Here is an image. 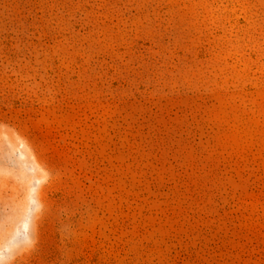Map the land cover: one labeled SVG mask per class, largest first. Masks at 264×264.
<instances>
[{"label":"rangeland","instance_id":"1","mask_svg":"<svg viewBox=\"0 0 264 264\" xmlns=\"http://www.w3.org/2000/svg\"><path fill=\"white\" fill-rule=\"evenodd\" d=\"M2 264H264V0H0Z\"/></svg>","mask_w":264,"mask_h":264},{"label":"snow or ice","instance_id":"2","mask_svg":"<svg viewBox=\"0 0 264 264\" xmlns=\"http://www.w3.org/2000/svg\"><path fill=\"white\" fill-rule=\"evenodd\" d=\"M3 259H4L3 253H2V251H0V264H2Z\"/></svg>","mask_w":264,"mask_h":264}]
</instances>
